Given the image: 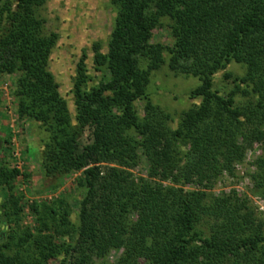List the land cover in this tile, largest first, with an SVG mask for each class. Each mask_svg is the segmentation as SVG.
<instances>
[{
	"label": "trees",
	"instance_id": "1",
	"mask_svg": "<svg viewBox=\"0 0 264 264\" xmlns=\"http://www.w3.org/2000/svg\"><path fill=\"white\" fill-rule=\"evenodd\" d=\"M47 1L0 0V76L17 75L19 114L40 123L45 175L81 172L78 224L64 198L35 202L36 232L20 234L22 196L11 193L0 205L7 226L0 227V264H67L68 257L71 264H264V220L250 199L234 189L208 191L259 142L252 178L264 197V0H110L116 17L107 51L93 46L96 68L109 77L90 85L86 55L80 60L77 125L50 70L59 35L45 28ZM165 19L171 45L153 41ZM232 62L246 74L226 72L235 85L222 93L214 76ZM163 65L201 80L190 93L201 101L176 129L147 93ZM240 94L247 101L238 103ZM86 128L91 141L82 143ZM143 159L147 176H136ZM18 175L1 167L0 186L15 190ZM113 251L120 252L116 261Z\"/></svg>",
	"mask_w": 264,
	"mask_h": 264
},
{
	"label": "rangeland",
	"instance_id": "2",
	"mask_svg": "<svg viewBox=\"0 0 264 264\" xmlns=\"http://www.w3.org/2000/svg\"><path fill=\"white\" fill-rule=\"evenodd\" d=\"M45 19V28L48 32L59 35L58 43L50 58V70L59 84L61 95L67 100L74 125H77L76 106L74 101V79L77 75L78 63L86 55L90 85L99 83L109 77L106 69L98 70L94 63L95 43L100 42L102 50L107 51L108 40L113 30L116 12L110 0H48L41 9ZM165 26L154 30L153 41L171 45L173 38L168 29V20H163ZM226 72L234 76H244L246 67L243 64L232 62L226 70L214 76V87L222 93H228L233 87L232 79L224 77ZM17 75L5 74L0 76V135L3 146L0 149V168L8 166L19 171L15 182V190L6 185L0 186V205L11 193L22 196L21 218L18 224L20 234L36 232L38 222L32 209V204H51L64 198L71 206V219L78 224V213L83 190L78 186L81 172L69 174L65 178L47 177L42 168V152L44 132L40 123L28 117H22L18 111V100L14 95ZM201 84L199 77L184 74H175L167 65L153 72L151 82L147 88L152 102L160 106L172 119L168 125L172 129L179 126L184 111L199 103L201 99H192L191 91ZM241 94L237 97L238 103L247 101ZM141 115L145 113V102L136 103ZM90 128L81 133L82 143L91 141ZM186 145V144H185ZM263 154V144L254 142L245 154L244 160L235 164L234 174L224 172L212 183L209 192L221 194L236 190L240 197H248L257 213L264 220V197L256 194L255 182L252 175L257 170V159ZM136 176H147L146 160L135 168ZM188 188H195L190 185ZM1 210V209H0ZM3 224L0 223V227ZM4 227V226H3ZM2 227V228H3ZM5 226L4 228H6ZM12 227H15L12 224ZM57 242H63L65 237L57 235ZM75 237L72 243L75 242ZM69 242V239H66ZM119 251L110 255L112 261L119 257ZM60 258L51 259L50 264H59ZM72 258H67L71 264Z\"/></svg>",
	"mask_w": 264,
	"mask_h": 264
},
{
	"label": "crops",
	"instance_id": "3",
	"mask_svg": "<svg viewBox=\"0 0 264 264\" xmlns=\"http://www.w3.org/2000/svg\"><path fill=\"white\" fill-rule=\"evenodd\" d=\"M0 139H2V138H1V135H0Z\"/></svg>",
	"mask_w": 264,
	"mask_h": 264
}]
</instances>
